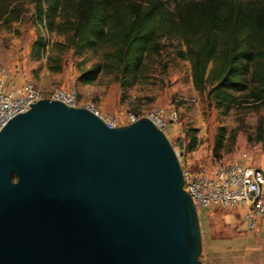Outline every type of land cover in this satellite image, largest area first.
Instances as JSON below:
<instances>
[{
  "label": "water",
  "instance_id": "obj_1",
  "mask_svg": "<svg viewBox=\"0 0 264 264\" xmlns=\"http://www.w3.org/2000/svg\"><path fill=\"white\" fill-rule=\"evenodd\" d=\"M197 211L148 118L43 99L0 131V264H202Z\"/></svg>",
  "mask_w": 264,
  "mask_h": 264
},
{
  "label": "trees",
  "instance_id": "obj_2",
  "mask_svg": "<svg viewBox=\"0 0 264 264\" xmlns=\"http://www.w3.org/2000/svg\"><path fill=\"white\" fill-rule=\"evenodd\" d=\"M33 7L35 23L64 38L74 53L101 52V61L82 72V84L114 73L122 89L141 72L147 57L158 55L163 40L180 45L176 57L188 62L193 88L206 93L227 115L232 109H264V0H0V24L8 26ZM45 43L37 41V55ZM59 72V67L51 68ZM187 152L198 145L188 129ZM226 139L221 129L213 156ZM264 143L260 119L253 138Z\"/></svg>",
  "mask_w": 264,
  "mask_h": 264
},
{
  "label": "rangeland",
  "instance_id": "obj_3",
  "mask_svg": "<svg viewBox=\"0 0 264 264\" xmlns=\"http://www.w3.org/2000/svg\"><path fill=\"white\" fill-rule=\"evenodd\" d=\"M21 18L8 26L0 24V67L13 75L23 73L35 88L48 97L58 88L75 90L79 95L77 107L92 106L97 116L109 127L125 126V118L134 115L148 118L157 110L175 111L177 122L164 121L158 127L167 137L177 155L180 166L191 173L200 174L216 165H226L244 158L256 166H264V143L247 140L253 138L258 121L264 125V109L249 107L232 109L222 115L191 83L189 63L175 55L180 49L176 41L163 40L158 55L145 58L135 78L128 79L122 89L116 74L101 73L91 84H82L80 74L101 61V52L74 53L64 46V38L48 34L34 20L31 4L25 6ZM45 43L44 51L37 55V41ZM59 67V72L51 68ZM188 129L196 130L198 145L186 151ZM226 139L218 157L213 146L220 130ZM233 208H229L230 210ZM221 208L197 209L201 232L202 264H264V221L250 230L241 208L229 213H217ZM225 214V215H224ZM243 218L242 228L248 237H235L234 225Z\"/></svg>",
  "mask_w": 264,
  "mask_h": 264
},
{
  "label": "built area",
  "instance_id": "obj_4",
  "mask_svg": "<svg viewBox=\"0 0 264 264\" xmlns=\"http://www.w3.org/2000/svg\"><path fill=\"white\" fill-rule=\"evenodd\" d=\"M43 99L77 107L79 95L73 89L58 88L46 97L25 74L15 76L0 67V131L12 118L25 113L32 104ZM85 108L97 114L92 106ZM137 120L136 116L128 115L124 124L129 125ZM149 120L156 127H163L165 120L176 123L177 116L175 111L167 113L157 110L150 114ZM181 172L183 190L191 198L196 211L201 208L243 206L250 230L255 229L259 221H264V166H256L241 158L232 164L216 165L212 170L200 174L191 173L182 166Z\"/></svg>",
  "mask_w": 264,
  "mask_h": 264
},
{
  "label": "crops",
  "instance_id": "obj_5",
  "mask_svg": "<svg viewBox=\"0 0 264 264\" xmlns=\"http://www.w3.org/2000/svg\"><path fill=\"white\" fill-rule=\"evenodd\" d=\"M237 208H241L242 211H243V216L244 217V220H245V214H246V210L243 206H237V207H233V209H230V210H227L229 208H225V209H221L219 210L217 213H223V212H226V213H229V211H235L234 209H237ZM225 215V214H224ZM238 216V215H237ZM238 219H239V216H238ZM243 220V218H242ZM241 219H239V222L238 224H235L234 225V229H235V233H236V236L235 237H248L249 236V232H246L243 228H242V225H243V221Z\"/></svg>",
  "mask_w": 264,
  "mask_h": 264
}]
</instances>
